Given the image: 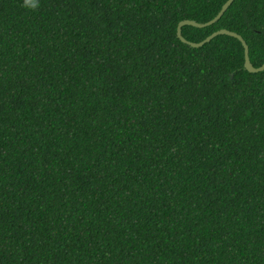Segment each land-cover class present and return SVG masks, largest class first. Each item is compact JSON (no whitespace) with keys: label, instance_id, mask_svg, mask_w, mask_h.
Here are the masks:
<instances>
[{"label":"trees","instance_id":"trees-1","mask_svg":"<svg viewBox=\"0 0 264 264\" xmlns=\"http://www.w3.org/2000/svg\"><path fill=\"white\" fill-rule=\"evenodd\" d=\"M228 0H0V264H264V71ZM228 30L264 64V0Z\"/></svg>","mask_w":264,"mask_h":264},{"label":"water","instance_id":"water-1","mask_svg":"<svg viewBox=\"0 0 264 264\" xmlns=\"http://www.w3.org/2000/svg\"><path fill=\"white\" fill-rule=\"evenodd\" d=\"M233 2H234V0H228L222 6L218 15L214 19H212L211 21H209L207 23L201 24V23H197L195 21H190V20H185V21L180 22L178 25V28H177V37L183 43L189 45L192 48H200V47L204 46L205 44L211 42L214 38H216L217 36H220V35H226V36L235 38L241 42V44L244 48V60H245L244 61V67H245V69L250 73L263 72L264 71V64L258 68L254 67L252 65L251 60H250V56H249V47H248L246 41L244 40V38L242 36H240L239 34H237L235 32L228 31V30H220V31L213 33L212 35H210L209 37H207L205 40H203L200 43L189 42L182 35V28L184 26H192V27H196V28H205V27H208V26L213 25L214 23L218 22L222 18V16L224 15V13L228 10V8L232 5Z\"/></svg>","mask_w":264,"mask_h":264},{"label":"clouds","instance_id":"clouds-1","mask_svg":"<svg viewBox=\"0 0 264 264\" xmlns=\"http://www.w3.org/2000/svg\"><path fill=\"white\" fill-rule=\"evenodd\" d=\"M39 4L40 0H21V7L28 11H36Z\"/></svg>","mask_w":264,"mask_h":264}]
</instances>
